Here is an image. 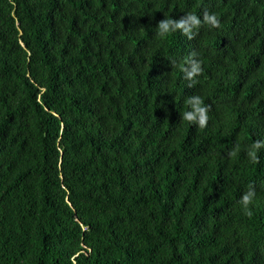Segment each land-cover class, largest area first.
Wrapping results in <instances>:
<instances>
[{
    "label": "trees",
    "instance_id": "trees-1",
    "mask_svg": "<svg viewBox=\"0 0 264 264\" xmlns=\"http://www.w3.org/2000/svg\"><path fill=\"white\" fill-rule=\"evenodd\" d=\"M262 137L264 0H0V264H264Z\"/></svg>",
    "mask_w": 264,
    "mask_h": 264
},
{
    "label": "clouds",
    "instance_id": "clouds-1",
    "mask_svg": "<svg viewBox=\"0 0 264 264\" xmlns=\"http://www.w3.org/2000/svg\"><path fill=\"white\" fill-rule=\"evenodd\" d=\"M202 24L209 25L211 27H218L219 20L214 14H205L203 19L196 14H186L178 20H173L170 17H165L157 24L156 35L160 38H165L169 35L175 34L177 31L191 38L195 33L194 30H198ZM185 73V78L191 80L195 84L196 77H198L202 68L199 62H191L190 69H182ZM187 104L191 106V111H185L183 113V120L189 123L196 122L200 128H204L209 120L208 111L209 108L204 104L203 99L200 96H193L187 100ZM264 150V137L253 141L247 146V156L253 160L259 161V153ZM240 149L237 145L230 153L232 156H236ZM254 193L251 189L243 194L240 200V204L244 208L253 202Z\"/></svg>",
    "mask_w": 264,
    "mask_h": 264
}]
</instances>
